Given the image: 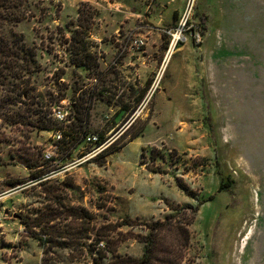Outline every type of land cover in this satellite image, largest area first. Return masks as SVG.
<instances>
[{
  "label": "rangeland",
  "instance_id": "rangeland-1",
  "mask_svg": "<svg viewBox=\"0 0 264 264\" xmlns=\"http://www.w3.org/2000/svg\"><path fill=\"white\" fill-rule=\"evenodd\" d=\"M31 1L38 10L13 30L38 47L41 70L33 78L46 117L50 109L65 106L75 121L71 105L92 94L90 133L102 134L115 146L141 134L99 157L102 148L94 152L96 145L86 139L72 147L70 137L61 134L54 145L51 130L0 118V162L17 163L0 164V177L23 175L26 162L37 161L48 170L41 184L29 180L9 189L19 191L21 200L0 208V264L139 258L142 237L155 221L162 223L154 231L159 257L164 256L161 249H168L167 256L180 264H264V0H194L192 20L200 25L202 42L176 46L166 64L168 38L162 28L178 19L187 0H169L163 8L168 21L173 8L181 2L183 8L164 25L153 23L148 8L149 16L138 17L135 28L142 32H125L119 40L115 33L100 32L92 2ZM128 4L143 12V1ZM81 17L89 19L87 47L98 51L102 66L116 68V61L119 73L107 77L100 66L89 72L70 63L64 38ZM57 24L64 35L56 31ZM133 37L145 43L132 49ZM150 46L149 58L143 59L147 65L137 70L121 66L125 55ZM126 76L146 90L140 102L127 98L132 89ZM120 103L130 109L116 116ZM71 162L76 164L58 170ZM147 164L163 172H152ZM228 178V186L220 189L221 179ZM139 209L151 216L135 215ZM127 217L133 223L122 224ZM5 220L12 225L5 228ZM31 232L44 240L42 247ZM100 240L103 258L95 247Z\"/></svg>",
  "mask_w": 264,
  "mask_h": 264
},
{
  "label": "trees",
  "instance_id": "trees-1",
  "mask_svg": "<svg viewBox=\"0 0 264 264\" xmlns=\"http://www.w3.org/2000/svg\"><path fill=\"white\" fill-rule=\"evenodd\" d=\"M37 8L39 6L31 0H0V118L6 123H26L33 125L39 130H56L60 128L63 135L70 137L72 147H75L85 141L87 135L90 133L87 124L91 109L90 102L92 94H90L88 101L80 97L79 102H74L71 105L74 111L75 121H70L71 125L68 129H64L59 125L52 116L46 117L47 114L42 109V106H44L43 101L40 95L35 93L37 89L34 85L35 80L33 78L34 74H37L41 70L37 60L38 47L34 43L29 44L22 33L13 30V27L19 22L28 19L29 16H34L33 13L38 10ZM91 14H93L91 16L93 18L95 13L92 12ZM91 14L87 15L90 16ZM173 16L176 17L177 13L174 12ZM78 17H80V14H78ZM86 17H81L82 20L80 19L81 21H78L75 25L70 37L64 38V43H69L66 51L70 63L76 67H83L90 72V70L99 67V63L97 62L95 52L87 47L85 38L88 35L85 29L89 27L86 22L89 19ZM56 31L64 35L63 28L59 24L56 25ZM143 93H145L144 88L141 95ZM129 109L130 106L127 104L120 103L119 112L116 113V116L126 113ZM49 112L51 114V109ZM25 117L34 118L33 120L29 119L27 122H23ZM140 134L141 131L131 134L127 142L132 141ZM103 141V135L99 134L96 145L101 144ZM126 143L116 146L108 144L96 154L99 157H104L119 150ZM65 156H70V153H66ZM25 166L30 169L26 178L8 177L2 181L3 184L12 188L29 180H38L48 172L44 166L37 164V161L26 162ZM146 166L152 172H163L160 167L150 166L148 164ZM228 182H230L229 178L227 181L221 179L219 188H225V186H228ZM41 183L43 181L37 182V184ZM178 186L183 188L180 184ZM186 208H191L194 211L197 209V207L190 205L186 206ZM131 223L133 221L127 217L124 218L122 224L127 225ZM160 225L162 223L157 221L148 224L149 230L142 237L144 247L142 255L139 258L118 256L117 258H112L106 264H180L178 260L176 261L167 256L168 249H161L164 256L159 257L156 255L158 248L156 246L154 231L158 230L157 227ZM43 232L48 233V230L43 228ZM184 232L185 237L188 238V230H184ZM31 235L37 238L41 247L44 245V240L36 237L35 232H31ZM57 243L58 245L60 244L59 242ZM97 250L99 251V258L105 257V254L102 252L103 248H98ZM94 263L101 264L102 262L94 259ZM40 264L45 263L41 262Z\"/></svg>",
  "mask_w": 264,
  "mask_h": 264
},
{
  "label": "crops",
  "instance_id": "crops-1",
  "mask_svg": "<svg viewBox=\"0 0 264 264\" xmlns=\"http://www.w3.org/2000/svg\"><path fill=\"white\" fill-rule=\"evenodd\" d=\"M141 1L144 2V6H143V12H139L136 10L135 7H131L128 2L129 0H86L85 2H92L93 4L97 5V9H98V15H97V20L101 21L102 23L99 24V27H103L102 30H100V32H102V34L105 35H110L115 33L116 36H118V40L122 39L125 36V32H142L141 30H135V28L137 27V21H138V17L141 16H149V14L147 13V9L149 8L150 10V16L149 18L153 21V23L155 24H163L164 23H170L172 21H174L175 17L172 15V19L170 21H168L165 18L164 15V9L166 8L167 5L170 3L169 0H133L134 3L138 2L141 3ZM179 7H181V10L183 8V4L182 2L177 5V8H173V11L177 13V15L180 13ZM116 8V9H115ZM109 11V12H105ZM173 12V13H174ZM140 27V26H138ZM143 27V26H141ZM140 27V28H141ZM147 30V31H145ZM143 30L144 33H150V30L145 29ZM93 36V38L96 41H100L101 39L98 38V36L96 35V33L91 34ZM152 47H148L145 50L143 49L140 53L137 52L135 53L133 56L129 54L125 55L123 58H125V61L121 64V66H128V68L130 70H137L138 66H141V64L147 65V63H145V61L143 59L145 58H149V53L151 52ZM95 52V54H98V51L93 50ZM145 53V54H144ZM131 57V58H130ZM142 59V60H141ZM97 62L99 63V66L102 67V73L105 76H109L111 75V73L113 74H117L119 72H117L118 70H121L119 67L116 66V61L113 63L115 65L116 68H113L112 64H105L104 66H102L103 64L100 63L99 61V57H97ZM166 64V63H165ZM116 69V70H115ZM120 78V77H118ZM121 79V78H120ZM124 79H126L127 83L130 84V90L132 89V94L131 95H127V98L129 100L132 101H136V102H140L145 93L142 94V90L143 88H140V83H135L134 79L130 76V78L128 76L124 77ZM133 79V80H131ZM109 80V79H108ZM132 85V86H131ZM139 87L138 91H136V89L134 87ZM128 92L130 91L129 89H127ZM119 107V106H118ZM125 114V113H124ZM2 161L0 162V164H17L16 162H11L10 160H6L5 158H1ZM22 168L24 171V174H13V173H6V175H3L0 177V208H2L3 210H6L13 205L14 202L16 201H20L21 197L19 194V191H14V192H10L9 189H11L10 187H6L3 184V180L5 178L8 177H14V178H26L28 176V170L27 167H25V165L22 164ZM22 194V193H21ZM8 201H10L9 203H7ZM143 205L140 204L141 209ZM139 209L138 211H135V215L138 216H151V214L149 213H145V211ZM1 211V210H0ZM1 213V212H0ZM5 224V228L6 225H12V222H10L9 220H5L4 221Z\"/></svg>",
  "mask_w": 264,
  "mask_h": 264
},
{
  "label": "built area",
  "instance_id": "built-area-1",
  "mask_svg": "<svg viewBox=\"0 0 264 264\" xmlns=\"http://www.w3.org/2000/svg\"><path fill=\"white\" fill-rule=\"evenodd\" d=\"M193 6H194V0H187L183 11L180 13L178 19L171 25L169 26H165L164 28H162V31L164 32V34H166L167 38H168V47L165 53V60L164 63L167 62L170 54L172 53V51H174L176 49V46L188 42V41H192L195 44H200L202 42V32L200 29V25L195 22L194 20H192V11H193ZM145 42L140 38V37H133L130 43V47L132 49H139ZM168 56V57H167ZM167 57V58H166ZM70 111L67 107L62 106L61 108H52L51 110V116L53 117V119L57 122V123H61L64 125H67V123H70ZM63 127V125H61ZM65 129V127H63ZM52 134L54 136L53 138V144L54 145H58V143L61 141V134H62V130L60 128L56 129V130H51ZM86 140L95 144L98 141V136L89 133L86 137ZM108 144V142L106 140H104L101 144L96 145V149L94 152L100 150L101 148L105 147ZM49 156L46 155V158H48ZM54 163H56V161H53ZM76 164V162H71L67 165H63L61 166L58 170H62L65 168L68 169L69 167H72ZM53 171V170H52ZM50 171V172H52ZM48 173V172H47ZM46 173V174H47ZM46 174H44L41 178H39L38 180H31L32 181H42L43 179H45L44 177L46 176ZM24 184H18L16 187H14V189L19 188L20 186H22ZM4 218V215L0 213V224L2 219ZM98 248H105L104 243L100 240L98 241L97 245H96V249Z\"/></svg>",
  "mask_w": 264,
  "mask_h": 264
},
{
  "label": "water",
  "instance_id": "water-1",
  "mask_svg": "<svg viewBox=\"0 0 264 264\" xmlns=\"http://www.w3.org/2000/svg\"><path fill=\"white\" fill-rule=\"evenodd\" d=\"M5 212V211H4ZM15 217H17V216H15Z\"/></svg>",
  "mask_w": 264,
  "mask_h": 264
},
{
  "label": "bare ground",
  "instance_id": "bare-ground-1",
  "mask_svg": "<svg viewBox=\"0 0 264 264\" xmlns=\"http://www.w3.org/2000/svg\"><path fill=\"white\" fill-rule=\"evenodd\" d=\"M167 57H168V56H167ZM167 57H166V58H167Z\"/></svg>",
  "mask_w": 264,
  "mask_h": 264
}]
</instances>
